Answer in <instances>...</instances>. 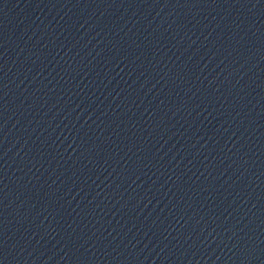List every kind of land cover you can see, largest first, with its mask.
Returning a JSON list of instances; mask_svg holds the SVG:
<instances>
[{
    "label": "water",
    "instance_id": "water-1",
    "mask_svg": "<svg viewBox=\"0 0 264 264\" xmlns=\"http://www.w3.org/2000/svg\"><path fill=\"white\" fill-rule=\"evenodd\" d=\"M0 264H264V0H0Z\"/></svg>",
    "mask_w": 264,
    "mask_h": 264
}]
</instances>
